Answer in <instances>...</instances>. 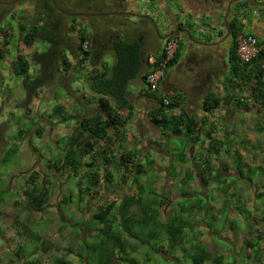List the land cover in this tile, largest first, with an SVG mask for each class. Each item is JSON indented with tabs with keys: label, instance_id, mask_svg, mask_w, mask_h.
I'll list each match as a JSON object with an SVG mask.
<instances>
[{
	"label": "rangeland",
	"instance_id": "1",
	"mask_svg": "<svg viewBox=\"0 0 264 264\" xmlns=\"http://www.w3.org/2000/svg\"><path fill=\"white\" fill-rule=\"evenodd\" d=\"M31 1L27 0L19 5ZM65 5L68 6L67 3ZM18 9L17 5L11 8L0 5V49H4V40H6L8 47L5 57L8 61L12 60L17 52L24 55L30 65L27 76L34 78L39 73L44 78V83L39 88L42 89L47 86V79L42 70L44 65L41 67L40 63H36L32 59L31 52L37 55L47 53L50 44L41 39H37L32 47L22 43L21 38L26 35L29 28L21 30L25 25L27 26V23L18 20L24 12L20 10L17 12ZM31 11H35L37 15L41 14L35 7ZM139 11L145 12L143 8ZM9 13H13L14 17L4 16L1 20L2 15ZM66 20L61 15L53 21L50 20V25L56 30L55 38L60 44L63 37V23ZM105 23L104 25H116L108 21ZM137 25L140 28L142 24L137 23ZM6 31L10 32L6 33ZM5 35H8V40ZM64 54L68 57L66 53ZM57 55H59L58 50ZM1 62L2 60L0 65ZM106 62L113 65L110 58H107ZM55 65L52 66L51 77L48 79L51 93L55 94L54 101L51 100L49 103L51 109L48 113L34 115V111L30 110L33 107L42 110L43 104L40 102L32 105L26 112L24 108L27 109L32 98L26 102L25 98L18 97L12 105L10 102H3L4 99L0 98V264H55L57 259H66L72 264H98L106 249L109 250L107 247L116 244L117 240L113 238L114 235L118 236L114 233L119 224L116 208L123 201V196L129 194L133 197L139 195L143 203V211L134 208L140 212L134 215L135 220L143 219V222L140 225L138 222L132 225L133 230L138 234V239L134 240L137 252L133 254L137 264H193V258L199 257L202 250L209 248L206 240L222 247V251L218 254L224 257L227 264H253V261H260L264 250L258 251L256 243L260 244L261 241H255L251 235L253 228L250 218L251 209L245 205L248 199L244 198L249 194L247 188L249 180L260 178L262 174L259 172L241 173L237 176L239 180L235 179V175L221 176L220 179L226 182L210 184L208 197L202 196L197 190L188 197L187 189L190 182L177 186L168 181L164 182V177L154 171L153 167L156 170V166L150 167L147 164L148 160H153L157 155L154 150L157 147L153 144L155 142L153 126L151 131L142 130L141 133H137L136 128H129V131L127 129L121 133L122 140L119 143L122 148L114 149L116 158H120L119 152H132L136 154L134 165L138 163L142 165V173L138 176H133L132 173L126 174L124 183L121 182V174L114 172L111 164L106 167L111 173V182H104L103 171L106 170L102 159L96 157L95 169H98L101 179L93 189L92 195L85 196L92 190L88 183L89 176H84L85 171L90 170L85 167V164L91 162L90 158H83L82 166L75 171L52 167L53 163L57 165L61 163L65 154L64 144L76 127L74 120L60 123L58 116L55 115L56 108H64V114L75 119L78 116L89 117L98 112L95 96L89 90L88 83L84 82L88 75L78 72L75 76L70 74V77L65 78L56 73ZM14 79L21 80L16 77ZM53 83L56 86L52 85ZM57 86L61 89L65 88V91ZM79 97L81 99L75 100ZM79 101L82 108L79 107ZM65 105L67 106L64 107ZM38 129H41L40 134L36 133ZM127 137L132 140L128 141ZM88 140L89 138L85 139L80 146ZM114 140L117 146V139ZM184 141V137L172 138L165 147V151L171 154L175 161L183 153ZM240 148L243 151V147ZM238 170L241 172L239 166H232V172L236 173ZM32 176L34 179L31 181ZM134 178L137 179L136 185L132 183ZM212 178L216 177L212 176ZM137 186L141 190H137ZM34 187L45 191L46 198L40 207L31 208L28 202L33 198L30 192ZM89 187L90 190L86 191ZM240 187L245 189L243 195L239 192ZM80 189L83 190L81 201ZM240 196L245 199L242 204L238 202ZM159 199L164 200L161 205L158 203ZM111 203H116L111 211L114 217L112 221L115 224L109 234L103 232L106 237L111 238L108 240L98 233L99 226L91 221V216L98 212V207L102 205L105 207ZM218 204L222 207L220 213L211 209ZM227 204L238 208L234 217L225 211L228 209ZM79 225L80 227L82 225V228ZM183 227H187L184 231L186 236L187 233L193 232L198 238H193L199 247L193 252L186 246L190 239L180 244ZM178 230L181 232L178 233ZM225 231L230 235L223 242L219 236H224ZM120 234L123 244L127 241L128 235ZM95 235L97 236L94 237ZM245 235L248 236L247 239ZM173 238L179 239L173 243ZM251 240L254 247L249 250ZM239 244L244 246L240 247ZM164 250L167 251L166 255H163ZM83 260L87 261L83 263Z\"/></svg>",
	"mask_w": 264,
	"mask_h": 264
},
{
	"label": "crops",
	"instance_id": "2",
	"mask_svg": "<svg viewBox=\"0 0 264 264\" xmlns=\"http://www.w3.org/2000/svg\"><path fill=\"white\" fill-rule=\"evenodd\" d=\"M78 1L79 6L77 9L79 12L96 11L100 14L112 11L115 7H119L122 1V4H126L125 7H127L128 10L126 12H132L135 17H138L134 21L129 18L116 19L115 26L104 25L106 24L105 22H107L106 19H92L89 20V22L77 20L75 23L67 19L63 23V37L61 44L59 42L57 48L59 55L65 59V63L61 62L60 59L57 61H50L48 59L44 67L41 66L44 76L47 79V86L35 91V95L32 97L27 109L24 108L25 111L28 112V109L38 102L42 103L43 107L42 110H36L35 107L31 108L30 110L34 111V115L43 114V112L48 113L50 111L51 105L49 103L51 100L54 101L53 98L55 94L53 92L51 93V84L48 79L51 77L50 71L55 64L54 69L56 73L65 78L70 77V74L75 76L78 72L88 75L91 70H98L99 72H102V69H106L107 71L110 70L113 65L108 64L106 59L110 58L113 61V55L111 51L103 53L101 51L102 45L110 46L111 42L118 39H124L126 41L138 40L143 36V41L146 42V44L142 46L143 57L154 56L158 58L161 55L165 41L160 45L159 43L153 44V39H151V25L144 18L145 16H149L158 24L160 21L166 24L165 28L161 29V27H159L160 35L164 34L161 32L162 30L167 29L168 32V28L171 29L176 25H182L185 29H191V38L182 34V31L178 33L177 36L181 39L177 50L178 57L176 62L166 70L159 90L155 93L166 99H171L172 102L176 104V107L172 111L173 115L184 113L188 118L193 120L194 126L192 127V135H189L187 140L185 139L183 153H181L175 161L173 156L165 151V147L170 142V139H180L183 137L173 136L171 132H163L149 122L148 114L155 109L157 102L154 98L147 96L145 87L140 79H135L129 83L127 98L132 109L130 113L126 110L118 111V114L121 119L125 121V124L117 128V131L112 130L111 135L112 138L115 139L114 134L120 136L121 133L127 131V129L129 131V128H136L137 133H141L142 130L151 131V126H153L155 133V137L153 138L155 142L153 144L157 147L154 149L157 155L151 160L152 164L150 167L152 165L156 166V170L155 167H153L154 171L160 173V175L164 177V182L168 181L174 184V186L190 182V186L187 189L188 197L192 196L191 194L195 190L199 191L202 196L208 197V188L210 184L213 182L217 184L226 182L220 179L221 176L232 177L235 175V179L239 180L237 176H240L241 173H254V171L261 173L262 176L260 178L254 179V181L249 180L247 184L249 194L245 195L244 198H247L248 201H245L243 196H240L238 202L242 204V202L244 203L245 201V205L251 209L250 218L253 222L251 235H253L255 241H261L260 244L256 243V246L258 247V251L262 252L264 250V99L261 100L255 97L256 91L255 88H253V82L255 83L256 79L254 72L257 74V71L259 72V67H257L258 70H256V67L250 64L248 65V69L241 74L240 72L243 69L238 65L236 68V59L230 37L220 35L218 29L214 33L210 31V27L219 23L218 17L212 19L214 20L213 22L207 21L201 15L203 11L198 10V7L193 1ZM33 8V1L25 4L23 7H19L18 12H24L18 20L27 23V26L25 25L23 28L42 26L44 24L45 30L49 35L47 36L55 37L56 30L54 26L50 25V20H54V18H52L54 15L50 13L47 15L45 14L46 17L45 15H37L35 11H31ZM142 8L145 12L139 11V9ZM4 16L13 18L14 14H4L1 20ZM193 21L196 23L194 24ZM137 23L142 24L140 28H138L139 24L137 25ZM218 25H216V27ZM79 29L86 32L89 43L90 54L87 61L83 64H80L81 56L78 55L76 51L77 33ZM8 30H10L9 26ZM8 32L10 31H6V33ZM145 32L148 35H144L143 33ZM244 34L252 35V33H248V31ZM7 37L8 35H5V38L8 40L9 38ZM257 38L264 43V31L263 34L258 35ZM5 41L6 40H4V42ZM46 43L49 44L48 41ZM32 46L33 45L29 47ZM7 47L8 43L5 44L4 49H0L2 52V58L0 59L2 60L0 65V98H2V100L4 99L3 102H10L12 105L18 97L25 98L26 90L23 84L26 81H28L26 82L27 84L30 83L33 78L27 76L29 79H22L21 77H19L21 80L14 79L15 76L12 73V63L16 61L18 56L24 58L25 56L17 52V55L12 60L8 61L5 57L7 54ZM64 53H66L68 57ZM31 54L34 55L36 53L31 52ZM235 70L239 75H234ZM37 75L40 76L39 73ZM84 82L87 84L88 78ZM52 85L56 86L54 83ZM68 87L71 89L70 86ZM57 88L60 87L57 86ZM61 90L65 91V88ZM94 96L97 100V96L95 94ZM79 99L81 98L79 97L75 100ZM78 103L79 107L82 108L81 101ZM66 106L67 105L64 107ZM205 108L211 110L206 111ZM54 109L55 107L52 108L53 111ZM59 122L63 123L60 119ZM127 140L130 141L132 139L127 137ZM239 145L243 147V151L240 150L241 148ZM116 147H118L116 144L112 147L115 157L117 156L114 150ZM123 154L124 152H119L118 157ZM233 165L239 166L241 172L240 170L236 173L232 172ZM165 166L167 167L166 169L159 168ZM212 176L216 178H212ZM244 190L243 187H240V194L242 193L243 195ZM170 193L172 194L173 192ZM165 194L167 196V193ZM123 195L124 194H122V196ZM165 197L162 198L165 199ZM159 201H161V199H159ZM162 202H164V200H162ZM227 207L228 209L225 211L230 216L234 217L238 208L230 204H227ZM221 208L220 204H218L217 207L211 209L216 213H220ZM137 211H139V209ZM137 211L132 208V215L140 213ZM232 225L230 220V226ZM183 228L180 244H184L190 239L186 246L193 252L195 249L199 248L197 241L193 240L196 236L193 232L187 233L186 236L184 231L187 227ZM124 233L125 232H122V234ZM224 233H226L224 235L225 237L223 235L219 236L220 240L223 242H225L226 238L230 235L226 231ZM136 235L138 236V234ZM232 235L234 236V234ZM96 236L97 235L94 237ZM247 237L248 236H246V239ZM126 239L127 238H125V240ZM136 239H138V237L131 238L128 236L127 241L123 243L126 251L125 253L132 258L133 254L137 252L136 243H134ZM178 239L179 238H173V243L177 242ZM205 242L209 248L202 250L199 255H206L208 257L203 264H215L216 262L218 264H227L225 263L224 257L218 254L222 251V247H219L217 243H213L209 240ZM239 245H241L240 247L244 246V244ZM253 247L251 240L249 250H252ZM114 252L115 257L120 253L117 248H115ZM162 252L163 255L167 254L165 250ZM119 256L120 255L117 257ZM253 264H264V255L261 256L259 262L253 261Z\"/></svg>",
	"mask_w": 264,
	"mask_h": 264
},
{
	"label": "trees",
	"instance_id": "3",
	"mask_svg": "<svg viewBox=\"0 0 264 264\" xmlns=\"http://www.w3.org/2000/svg\"><path fill=\"white\" fill-rule=\"evenodd\" d=\"M37 1L45 5V2L47 0ZM46 8L47 6L45 5L43 9ZM73 20L75 19L72 18V21ZM21 30L25 29L22 28ZM47 35L48 34L44 26H32L29 28L26 35L21 38V41L25 46L33 45L37 39L49 42L50 48L47 53L41 55H32V59L36 61V63H40L41 66L45 65V62H47L48 59L50 61H57L58 59H60L61 62L65 63V59L62 56L57 55L59 41L56 40L55 37H48L49 35ZM85 40L88 41L86 32L79 31L77 33L76 51L77 54L81 56L80 64L86 62L90 54L89 43L88 51L82 50V44ZM5 44H7L6 41L4 42V45ZM142 46L143 45L139 40L126 41L124 39L115 40L111 42L110 46L102 45L101 51L103 53L106 51H111V54L113 55V66L108 71H106V69H102V72H99L98 70H91L88 73L89 90L97 96L96 107L98 112H96L94 115H91L89 117L78 116L77 119H75L73 117L66 116L64 114L63 108H56L55 115L58 116L61 122L64 123L70 120H74L76 122V127L73 130V134L67 139L64 144L65 154L62 158L61 163L58 165L53 163L52 167H55L58 170L69 168L70 170L75 171L82 166L81 163L83 158H90L91 162L85 164V167L89 168L90 170L85 171L84 176H89L88 183L91 185L92 190L90 191V193H86L85 196L90 195L92 192H94L93 189L101 179L100 173H98L97 171L98 169H95L96 157L102 159L105 170L106 167L111 164L113 166L114 172L121 174L120 179L122 183L125 182V178L127 177L126 174L132 173L133 176H138L140 173H142V165L140 163L134 165L136 154L132 152L124 153L120 156V158H116L113 155L112 147L116 144V141L112 138L111 135L112 130L117 131V128L122 127L125 124V121L121 119L118 111L126 110L130 113L132 109L127 98L129 83L135 79H140V81L144 85L145 79L149 73V56H147L146 58L143 57ZM233 49L235 50L234 43ZM177 57L178 52L175 53L173 60H171L167 64V69H169L176 62ZM1 58L2 52L0 51V59ZM163 59V55H160L157 58L158 61H161ZM257 62L258 59H254L251 62V66H255L256 70H258ZM235 65L237 68V60H235ZM29 68L30 65L28 61L22 56H18L16 61L12 63V73L16 78L21 77L22 79H29L27 77ZM246 69H248V66L243 68L240 73L243 74ZM234 75H239L236 70L234 72ZM43 79L44 78L41 76H36L30 83L27 84L26 82L28 81L24 82L23 87L26 90V102H29V100L35 95V91L43 85ZM263 86L264 82L261 80V74L257 71L255 83L253 82V88H255L256 91L255 97H257L258 99L260 98L261 100L264 99ZM145 93L147 94V96L154 98L157 102V106L155 107V109L148 114L149 122L163 132H171L173 136H182L187 140L188 136L192 135V127L194 126L193 120L188 118L184 113L173 115L172 111L176 107V104L172 102L171 99L169 100L168 98L166 99L162 96L148 93L146 89ZM163 99H166L168 101V105L163 104ZM205 110L208 111L211 109L205 108ZM36 133L40 134L41 129L36 130ZM114 137L115 139H117L118 147L120 148L121 145L119 142L120 140H122V138H120V136H117V134H114ZM87 138H89V140L83 143L82 146H80L81 142H83ZM77 158H79V160H77ZM147 164L148 166H150L152 164V161L148 160ZM103 172V181L111 182V173L107 170ZM33 179L34 176L30 177L31 181ZM132 183L136 185L137 179L134 178L132 180ZM88 190H90V187L86 191ZM137 190H141V188L137 186ZM82 191L83 190L80 189V201L81 196H83ZM30 193L31 197L33 198L30 200V202H28L29 207H40V205L46 198L45 191L34 187V189ZM158 203L161 205L163 202L159 201ZM115 206L116 203H111L105 207H103L102 205L98 207V212L91 216V221L99 226V228H97V230H99L98 233H100L108 240H111V238L106 237L104 233L106 232L107 234L108 232L109 234V231L111 232L113 230V226L115 223L112 221L114 217L111 215V211H113ZM142 207L143 203L139 195L136 197L129 195L123 196V201L116 208V213L119 217V228L117 227L116 232L114 233H117L118 236L112 235L113 238L117 240L115 241L116 244L114 243L112 247H107L109 250L106 249L105 254L102 257V260L104 261L101 260L98 262V264H137L134 258L129 257V255L125 253L126 251L124 249V245L121 242L120 233L125 232V234L131 238L138 237L134 233L135 231L133 230L132 225L134 226L136 222H138V224L140 225L143 222V219L141 221L135 220L134 215H132L131 209L137 208V210L139 209L143 211ZM80 228H82V225ZM180 232L181 231H179L178 233ZM115 248L119 250V254L121 256L115 257ZM92 249L93 251H95L94 247H92ZM207 258L208 257L206 255H203L193 258L192 261L193 264H203ZM86 261L83 260V263H85ZM55 264L72 263L66 259H57Z\"/></svg>",
	"mask_w": 264,
	"mask_h": 264
},
{
	"label": "flooded vegetation",
	"instance_id": "4",
	"mask_svg": "<svg viewBox=\"0 0 264 264\" xmlns=\"http://www.w3.org/2000/svg\"><path fill=\"white\" fill-rule=\"evenodd\" d=\"M14 1L15 0H6V1L0 0V5L8 6L9 8H11L13 5H17L18 7H20V6L23 7L24 4L23 5H19V4L21 2H25L27 0H19V2L13 3ZM32 1L34 3V7L37 10H39V12L41 13L38 15H45V14L47 15L49 13L50 14L53 13L52 15H54V16H52V18L57 19V17H59L60 15L65 17L69 21H72V18H74L75 20L72 21L73 23H75L77 20H85V21L89 22V20H92V19L93 20L106 19L108 21V23L115 24L116 19H121V18L127 19L126 16L129 13H131V15H134L132 12H128V13L126 12V11H128L127 7H125L126 4H124V3L122 4V1L120 2L119 7H115L114 9H112V11L102 13V14H100L96 11L79 12L77 9V7L79 6L78 0H58L55 2H54V0H47L45 2V5L47 6L46 9H43V7L45 6V5H43V3L38 2L37 0H32ZM110 1L112 2L114 0H110ZM190 1H193L196 4V6L198 7V10L204 11V9L201 8V4H200L202 0H190ZM257 1H262V0H257ZM188 2H189V0H188ZM221 2H222V0H210V3L214 6L219 5ZM228 2L231 3V5H230L231 10L235 9V10L243 11L245 8H247L249 11L250 10L253 12L255 11L254 8L251 9L250 7H248V4H249L248 0H227V3ZM10 3H12V4H10ZM65 3H67L68 6H66ZM103 14H104V16H103ZM46 15H45V17H46ZM241 17H244L243 12L241 14ZM142 21H143V19H142ZM218 21H219V23H218L219 25L215 24L213 27H210V31L214 33L218 29L220 35H223L224 37H230L232 46L234 43V38L238 33L244 34L246 31H248V33H252V35H254L257 38V36L263 34V31H264L263 29L260 28V26L258 24L252 23L251 19H248L249 24H243L242 20L237 21L236 19H231L230 17L229 18L227 17L224 19V16L222 19L219 18ZM148 23H150V21H148ZM108 25H111V24H108ZM150 25H151V23H150ZM216 25H218L219 27L218 26L216 27ZM42 26H44V24ZM150 28H151V32H152V35H151L152 38L151 39H153V42H154V43L153 42L152 43L153 44L159 43V45L162 42L166 41V38L164 36L165 34L168 33V35L172 34V36H177L179 32H181L183 29H185L182 27V25H176L175 27H172L171 29L168 28L169 29L168 32L164 33L163 35H160L159 37L157 35V37H156L155 30L153 29L152 25ZM79 31H84V30L79 29L78 32ZM143 34L148 35L146 32ZM149 36H150V33H149ZM142 37L138 40L142 43V45H145L146 42L143 41ZM254 75H255V77L257 76L256 72H254Z\"/></svg>",
	"mask_w": 264,
	"mask_h": 264
},
{
	"label": "built area",
	"instance_id": "5",
	"mask_svg": "<svg viewBox=\"0 0 264 264\" xmlns=\"http://www.w3.org/2000/svg\"><path fill=\"white\" fill-rule=\"evenodd\" d=\"M180 37L172 36L168 38L162 49L161 55L164 59L158 61L154 56L148 57L149 73L145 79L144 87L148 93L158 92L160 84L165 76L167 64L173 60L180 45ZM234 54L238 66L243 69L251 64L254 59H258L259 73L264 81V43L251 34L238 33L234 38ZM82 50L88 51V41L82 44ZM163 104L168 105V101L163 99Z\"/></svg>",
	"mask_w": 264,
	"mask_h": 264
},
{
	"label": "water",
	"instance_id": "6",
	"mask_svg": "<svg viewBox=\"0 0 264 264\" xmlns=\"http://www.w3.org/2000/svg\"><path fill=\"white\" fill-rule=\"evenodd\" d=\"M249 4L248 7H250L251 9H255V11H249L247 8H245L243 11H239V10H231L230 9V5L231 3H227V0H222V2L219 5H212L210 3V0H202L201 1V8L204 9V11L202 12V17H204L207 21L211 22L213 21L212 19L218 17V19H222L224 16L225 18H231V19H236L237 21L242 20L243 24H249L248 19H251V22L254 24H258L260 26L261 29L264 30V0L262 1H257V0H248ZM19 2V0H15L13 3H17ZM12 4V3H10ZM243 12L244 17H241V14ZM128 13V12H127ZM101 16V15H100ZM104 16V14H103ZM129 19H132V21H134L137 17H135V15H131V13L127 14L126 16ZM147 21H150L153 29L155 30L156 34L158 35V37L160 36V30L159 27L165 28L166 24L162 21L158 23L154 22L152 18H150L149 16H145L144 17ZM243 18V19H242ZM197 19V18H196ZM188 21V20H187ZM190 22V20H189ZM194 22V21H193ZM196 22H194L195 24ZM167 30V29H166ZM165 29L162 30L161 32L166 33ZM191 29H183L182 30V34H185L187 37L191 38ZM166 40L170 37H172V34H165L164 35Z\"/></svg>",
	"mask_w": 264,
	"mask_h": 264
},
{
	"label": "bare ground",
	"instance_id": "7",
	"mask_svg": "<svg viewBox=\"0 0 264 264\" xmlns=\"http://www.w3.org/2000/svg\"><path fill=\"white\" fill-rule=\"evenodd\" d=\"M65 69V68H64Z\"/></svg>",
	"mask_w": 264,
	"mask_h": 264
}]
</instances>
